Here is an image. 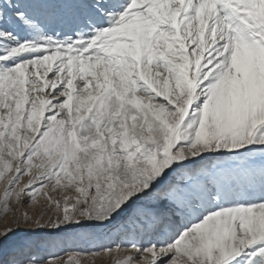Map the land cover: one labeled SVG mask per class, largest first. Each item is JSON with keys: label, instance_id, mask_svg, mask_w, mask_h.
<instances>
[{"label": "snow or ice", "instance_id": "1", "mask_svg": "<svg viewBox=\"0 0 264 264\" xmlns=\"http://www.w3.org/2000/svg\"><path fill=\"white\" fill-rule=\"evenodd\" d=\"M10 213L0 264H264V0H0Z\"/></svg>", "mask_w": 264, "mask_h": 264}, {"label": "rangeland", "instance_id": "2", "mask_svg": "<svg viewBox=\"0 0 264 264\" xmlns=\"http://www.w3.org/2000/svg\"><path fill=\"white\" fill-rule=\"evenodd\" d=\"M14 210H16L18 208V206H13ZM36 211V209L29 207L28 205H25L22 209H19V211L17 212V215H20L23 212H27L29 215L33 214ZM11 219V213L4 217L3 219H0V229H2L5 226V220H9ZM14 227H18L19 229H25L27 227V225L20 223L17 225H13ZM47 231V230H46ZM87 246L86 244H84V242H80V241H75V242H67L65 244L62 245H56V246H52L50 247L47 251L49 253H51L52 256L54 257H62L65 258L67 257V254L69 252H74V251H78L80 247H84ZM121 256L124 255V253H120ZM95 264H110V261L105 262L102 261L100 259H97Z\"/></svg>", "mask_w": 264, "mask_h": 264}]
</instances>
